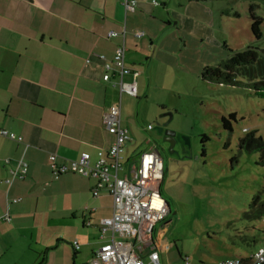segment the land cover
<instances>
[{
	"label": "crops",
	"instance_id": "obj_1",
	"mask_svg": "<svg viewBox=\"0 0 264 264\" xmlns=\"http://www.w3.org/2000/svg\"><path fill=\"white\" fill-rule=\"evenodd\" d=\"M134 1L126 8L124 0H0V130L21 137L0 135V264H89L106 239L99 238L98 227L112 214V198L93 196L94 180L78 174L54 178L48 161L50 153L61 164L87 152L94 162L98 149L113 140L102 115L119 99L128 134L123 164L142 152L134 155L127 147L139 112L122 106L118 89L103 80L98 55L110 60L123 46L125 66L139 73L138 94L139 88L150 93L160 88L154 78L159 67H167L173 43L180 56L188 46L185 36L200 44L205 37L215 41L212 14L200 0ZM143 144L153 149L148 138ZM20 162L27 172L12 178ZM161 235H152L160 263L173 246ZM258 239L248 250L247 238L230 235L226 252L211 263L249 257L264 245ZM136 251L146 257L147 250Z\"/></svg>",
	"mask_w": 264,
	"mask_h": 264
},
{
	"label": "rangeland",
	"instance_id": "obj_2",
	"mask_svg": "<svg viewBox=\"0 0 264 264\" xmlns=\"http://www.w3.org/2000/svg\"><path fill=\"white\" fill-rule=\"evenodd\" d=\"M200 1L212 14L215 41L205 37L200 44L185 36L188 46L180 56L173 43L167 50L171 52L167 67H159L154 78L160 88L150 93L139 88L136 99L121 96L122 106L139 112L130 123L132 140L127 145L135 149L134 155L146 148L144 140L156 142L166 128L178 137L172 150L161 153L165 172L160 190L170 212L156 224L154 234L161 232L173 243L161 264H214L217 254L226 252L230 235L247 238L248 250L254 247L253 237L262 238L258 244L264 240V212L258 206L264 205V165L259 152L238 147L239 138L249 132L264 138V98L245 85L201 77L203 66L224 69L228 64L230 51L224 43L233 52L246 46L264 49V1ZM250 3L256 4L255 13L263 19L259 39L251 32ZM232 113L236 119L229 131L222 127L221 117ZM148 124L151 129H146Z\"/></svg>",
	"mask_w": 264,
	"mask_h": 264
},
{
	"label": "built area",
	"instance_id": "obj_3",
	"mask_svg": "<svg viewBox=\"0 0 264 264\" xmlns=\"http://www.w3.org/2000/svg\"><path fill=\"white\" fill-rule=\"evenodd\" d=\"M135 4L134 0L123 2L126 8H132ZM98 56L104 59L103 80L117 88L120 96L123 93L136 96L138 94L136 78L139 73L125 66L124 47H117L110 60L103 55ZM126 76H130L131 80H126ZM102 121L113 136L109 147L98 149L94 162L91 161L89 153L82 152L76 159L57 164L56 154L50 153L48 161L52 176L57 178L65 173H75L92 179L93 196L106 193L112 198V214L103 217L98 227L99 238L106 239L94 251L89 264H161L160 254L155 249L152 235L156 224L169 214L166 200L160 190L164 177L163 158L154 149L144 150L133 164H123L128 134L121 126L120 99L119 102L107 107L102 115ZM148 128L151 126L148 125ZM0 135L21 140V137L5 129L0 130ZM26 172L27 166L23 162L19 163L17 169L10 171L12 178H23ZM9 181L10 179L7 180ZM86 223L90 224L89 221ZM115 235H121L127 240L116 239ZM72 246L74 248L78 246L77 240L72 241ZM144 249L147 250L146 257L142 258L136 250L141 252ZM215 264H264V245L247 258L220 259Z\"/></svg>",
	"mask_w": 264,
	"mask_h": 264
},
{
	"label": "trees",
	"instance_id": "obj_4",
	"mask_svg": "<svg viewBox=\"0 0 264 264\" xmlns=\"http://www.w3.org/2000/svg\"><path fill=\"white\" fill-rule=\"evenodd\" d=\"M264 1V0H262ZM256 4L250 3L249 14L251 18V32L255 38L261 37L260 24L263 19L255 13ZM230 51L228 57V64L224 69L218 66H204L201 70V77L203 79L223 80L230 85H245L251 89L252 93L258 97L264 98V49H258L254 46H246L242 50L233 52L228 48L226 43L223 45ZM239 77L240 79H232V76ZM235 114H229L228 117H221V124L224 129L231 131V120H235ZM206 139V137H204ZM153 145V144H152ZM154 147V146H153ZM238 147L246 153L259 152V163L264 165V138L254 135V132H249L238 140ZM204 154V151H202ZM165 168V165H164ZM165 172V171H164ZM164 178V177H163ZM259 195H256L252 204L256 206ZM261 212H264V205H258ZM167 217V216H166ZM164 218L162 221H164ZM46 253L44 252L42 262L45 260ZM206 263V262H200Z\"/></svg>",
	"mask_w": 264,
	"mask_h": 264
},
{
	"label": "flooded vegetation",
	"instance_id": "obj_5",
	"mask_svg": "<svg viewBox=\"0 0 264 264\" xmlns=\"http://www.w3.org/2000/svg\"><path fill=\"white\" fill-rule=\"evenodd\" d=\"M174 131L166 128L159 136V139L153 144L154 147H158L161 153H164L167 149L172 150V147L178 140L177 134Z\"/></svg>",
	"mask_w": 264,
	"mask_h": 264
},
{
	"label": "water",
	"instance_id": "obj_6",
	"mask_svg": "<svg viewBox=\"0 0 264 264\" xmlns=\"http://www.w3.org/2000/svg\"><path fill=\"white\" fill-rule=\"evenodd\" d=\"M172 133H174V132H172ZM156 142H152V144H155ZM153 149L158 153V154H160L161 155V152H160V149L158 148V147H153ZM166 206H167V209H168V211L170 212V207H169V204H168V202L166 201Z\"/></svg>",
	"mask_w": 264,
	"mask_h": 264
}]
</instances>
